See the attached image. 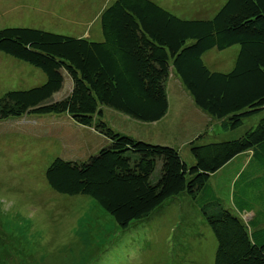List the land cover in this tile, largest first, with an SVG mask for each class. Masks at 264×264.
Returning <instances> with one entry per match:
<instances>
[{
  "label": "trees",
  "instance_id": "1",
  "mask_svg": "<svg viewBox=\"0 0 264 264\" xmlns=\"http://www.w3.org/2000/svg\"><path fill=\"white\" fill-rule=\"evenodd\" d=\"M100 28L101 42L26 28L0 30V53L46 77L41 86L6 92L0 120L65 114L103 136L107 144L95 155L84 162L55 158L45 176L56 193L92 198L120 229L182 195L196 200L206 193L209 201L200 210L216 241L214 264H264V117L235 140L211 142L207 133L198 135L187 145L186 159L179 148L120 134L102 119L111 110L142 124L162 120L169 111L171 75L196 108L228 132L263 111L264 0H227L209 20L178 18L150 0H116L101 13ZM235 45L230 72L204 65L207 51ZM66 78L69 93L54 100ZM239 163L228 207L210 183L219 172V179L228 177ZM252 175L259 189L254 203L240 187L235 192L241 178ZM246 215L251 217L245 221Z\"/></svg>",
  "mask_w": 264,
  "mask_h": 264
},
{
  "label": "rangeland",
  "instance_id": "2",
  "mask_svg": "<svg viewBox=\"0 0 264 264\" xmlns=\"http://www.w3.org/2000/svg\"><path fill=\"white\" fill-rule=\"evenodd\" d=\"M115 1L0 0V30L26 28L101 42L100 15ZM150 1L181 19L209 20L227 0ZM238 51L237 45L222 51L212 49L204 53L202 61L212 72L228 73ZM172 79L170 111L161 125L147 126L111 110H105L102 119L116 132L143 142L169 140L162 146H177L186 159L187 139L199 125L206 128V121L180 80L178 87ZM45 82L41 70L0 53V98L6 92ZM70 88L66 78L54 100L63 98ZM263 117L264 110L226 134L222 122L207 124V136L216 134L211 142L235 140ZM106 144L103 136L65 114L0 120V264H214L216 241L200 210V203L209 201L206 193L196 200L182 195L148 219L122 230L92 198L59 194L49 187L46 170L55 158L84 162ZM247 160L241 157L242 162ZM241 165L226 178L219 179V172L211 179L215 196L225 206L232 207L231 179ZM254 176L242 177L235 187V192L240 187V194L245 192L253 203L259 191ZM250 217L246 215L244 220Z\"/></svg>",
  "mask_w": 264,
  "mask_h": 264
},
{
  "label": "crops",
  "instance_id": "3",
  "mask_svg": "<svg viewBox=\"0 0 264 264\" xmlns=\"http://www.w3.org/2000/svg\"><path fill=\"white\" fill-rule=\"evenodd\" d=\"M173 78L172 80H175V83H177V80H178V78L175 76V75H171L170 76V78ZM173 83V81H170V79H169V82H168V87H167V90H168V99H170V95H171V93H172V84ZM178 84V83H177ZM180 85H181V83H180ZM180 85L178 84V87H180ZM181 90H183L182 89V87H181ZM185 93H186V91H185ZM191 110H194L193 109V107L191 108ZM169 111H170V107H169ZM169 111H168V114H169ZM198 112H200V111H198ZM167 114V115H168ZM167 115L162 119V120H160V121H158V122H156V123H150L149 125H147V126H155V125H161L162 123H163V121L167 118ZM199 116L204 120V118H205V126H206V128H204L203 129V127L201 128L200 127V125H199V128L198 129H196L195 131H194V133L192 134V135H190V138H188L187 139V144H189V142H191V141H193L195 138H197L198 137V135H200V134H203V133H207V134H209V131H208V126H207V124H212V123H215V124H217L218 123V121H214L213 119H211L210 117H208L205 113H203V112H201V113H199ZM204 126V125H203ZM222 130H224L223 129V127H222ZM225 132H227L226 130H224V133ZM226 134V133H225ZM216 136V134L215 135H213V136H207L206 137V141H210V140H212L214 137ZM228 136H230V135H228ZM229 138H232V136L231 137H229ZM169 141V140H168ZM168 141H163V142H156V143H153V144H163V145H167L166 143H170V142H168ZM173 142V141H172ZM149 143H152V142H149ZM203 143V141H200V142H197V144H202ZM171 146H173L174 148H178L177 146H174V145H171ZM187 147V146H186Z\"/></svg>",
  "mask_w": 264,
  "mask_h": 264
}]
</instances>
